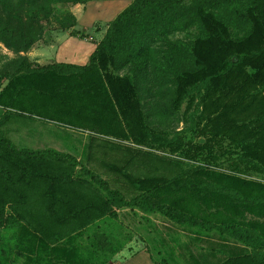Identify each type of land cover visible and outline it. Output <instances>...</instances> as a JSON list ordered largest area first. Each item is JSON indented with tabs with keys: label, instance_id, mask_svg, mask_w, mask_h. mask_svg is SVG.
I'll return each mask as SVG.
<instances>
[{
	"label": "rangeland",
	"instance_id": "rangeland-1",
	"mask_svg": "<svg viewBox=\"0 0 264 264\" xmlns=\"http://www.w3.org/2000/svg\"><path fill=\"white\" fill-rule=\"evenodd\" d=\"M15 1L0 10V132L77 162L23 160L43 173L38 189L0 188V264H112L132 241L171 264H264V2L221 0L202 30L172 37L192 44L187 58L126 64L140 41L129 29L89 71L41 73L26 65L56 64L58 34L84 35L72 9L86 0ZM82 168L126 201L186 176L114 206ZM65 188L82 227L60 237Z\"/></svg>",
	"mask_w": 264,
	"mask_h": 264
},
{
	"label": "trees",
	"instance_id": "trees-1",
	"mask_svg": "<svg viewBox=\"0 0 264 264\" xmlns=\"http://www.w3.org/2000/svg\"><path fill=\"white\" fill-rule=\"evenodd\" d=\"M41 1L42 0H16L15 4L18 5V7H26L34 6ZM185 1L186 0H133L128 7L117 14L116 17L107 24L105 34L96 45L87 64L76 66L56 63L40 66L33 63V66L28 64L26 68L32 67L35 71L41 73H46L57 68H69L77 72H87L92 68L94 58L111 50V48L115 46H121L119 43L120 36L129 29L138 32L140 41L135 49L133 59L129 57V61H124V63L128 64L134 60L132 62L134 65H146L147 63L149 64L154 54H161V59L171 58L176 61L178 59L187 58L192 44H185L178 39L173 40L172 37L176 34H190L192 31L197 32L202 30L203 17L207 14L214 15L215 8L221 3V0H191L189 3ZM262 1L264 2V0ZM12 2L13 0H0V10L3 12L7 11L10 9L9 7ZM80 38H84V35H80ZM19 51H23V49ZM230 58L231 57H227L224 61L228 68L237 64L236 60H231ZM239 60L240 58H238V62ZM6 76H10V74H6ZM121 86L124 87L125 85ZM113 88L115 89V87ZM122 114L127 116L128 112L123 111ZM125 124L131 127L130 120H126ZM0 148L4 150L0 154V188H2L3 185L15 188L29 187L30 190H32V187L34 189L39 187V185H32L42 183L40 181H43V173L31 171L22 163L23 160L27 162H36L40 159H51L64 165H76L77 162L73 156L53 149H20L8 138L3 137L1 132ZM239 159L249 160L247 156L240 157ZM207 168V166L198 167V169ZM82 170L83 173L95 183L97 188L114 203V206L130 205L153 192L172 185L175 181L186 176V174H182L175 178L165 180L154 185L150 189L142 191L130 201H126L121 191L111 187L110 183L101 178L97 173L87 168H82ZM76 201L77 199L70 195L69 188H65L63 192L60 193V217L56 219L60 218V229L65 230V233L60 237L68 236L82 227V225L78 224V219H76V214L74 213V207H76L74 203H76ZM91 206L93 205L82 203L80 208L81 211H87ZM58 208L56 202H53L50 204L47 212H49V214L58 212ZM89 222L90 220L88 223ZM153 262L154 264H168L165 259H160L158 261L153 260Z\"/></svg>",
	"mask_w": 264,
	"mask_h": 264
},
{
	"label": "crops",
	"instance_id": "crops-1",
	"mask_svg": "<svg viewBox=\"0 0 264 264\" xmlns=\"http://www.w3.org/2000/svg\"><path fill=\"white\" fill-rule=\"evenodd\" d=\"M132 1L86 0L84 3L74 6L72 10L76 17L77 25L84 30V38H77L70 32L58 34L54 62L76 66L87 64L96 45L103 38L107 24L128 7ZM96 25H102V28L100 27L99 31L94 32L92 27ZM103 25H105V29ZM41 58L44 59L42 56ZM37 62L36 64L39 65ZM161 255L164 256V254ZM165 258L167 263L171 264L170 260L167 257ZM153 260L150 250L141 241H132L114 254L112 264H154ZM209 260L205 264L210 262Z\"/></svg>",
	"mask_w": 264,
	"mask_h": 264
}]
</instances>
